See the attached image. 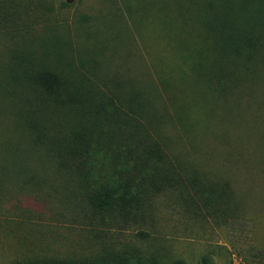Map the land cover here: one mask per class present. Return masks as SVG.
Wrapping results in <instances>:
<instances>
[{
    "label": "rangeland",
    "instance_id": "1",
    "mask_svg": "<svg viewBox=\"0 0 264 264\" xmlns=\"http://www.w3.org/2000/svg\"><path fill=\"white\" fill-rule=\"evenodd\" d=\"M14 10L29 16V30L0 33V166L9 168L0 171V264H264V47L251 78L228 60L234 81L209 85L191 70L220 59L207 28L249 24L264 0H0L2 16ZM29 52L126 111L124 94L142 92L150 141L175 171L229 191L207 197L172 181L153 192L144 183L100 208L90 196L126 178L113 155L119 138L106 126L85 132L89 155L64 166L71 134L90 126L55 110L11 64ZM27 121L48 132L49 153L22 129Z\"/></svg>",
    "mask_w": 264,
    "mask_h": 264
},
{
    "label": "trees",
    "instance_id": "2",
    "mask_svg": "<svg viewBox=\"0 0 264 264\" xmlns=\"http://www.w3.org/2000/svg\"><path fill=\"white\" fill-rule=\"evenodd\" d=\"M25 9H23V12ZM17 12H6L4 16L0 14V33L7 32L11 35H21L28 33L29 27L27 21L29 16L25 13L17 15ZM17 15V17L15 16ZM16 17V18H15ZM264 15L257 20L246 24L242 27H234L233 24L227 29L217 30L207 28L210 33H216L215 43L219 45L220 59L212 62L211 66L203 68L202 66L191 69L200 77L207 79L209 85L213 82L221 83L222 79L217 76H223L232 81L236 80L238 73L244 77H253L256 70V63L263 62L262 51L264 47ZM13 25V26H12ZM214 36V35H213ZM46 55V52H43ZM228 54V55H227ZM26 59L16 60L11 64L16 67L26 81H30L36 89L42 92L45 96L44 100L54 105L55 110L63 109L75 115L76 119H81L89 124L90 128H85L77 133L71 134V139L68 140L65 156L63 161L64 166L79 168L77 156L81 153L89 154L88 144L85 142L87 134L85 132H96L97 127L106 126L109 128L107 133L112 137H118L119 143L116 144L113 150V155L116 160H119L122 165L121 173H126V178L123 179L117 187L102 186L101 191H95L90 199L94 202H99L98 206L103 208L110 204L113 195L122 190L120 197H124L128 189L137 187L141 190V186L146 183L153 192L160 191L165 185L173 182H179L183 188L187 185L195 187L197 191L210 196L220 197L225 191H229V183L217 184L218 181L208 183L203 182L196 176H180L174 169V164L170 157L166 154L168 151L157 142L150 141V135L146 130V124L150 122V115L145 110L147 106L144 94L139 91L129 90L124 94L122 102L125 103L127 109L114 105L106 93L99 92L93 85L81 80H74L57 72L51 67L40 66L35 63L32 52H29ZM32 57V58H31ZM228 60L232 65L242 67L235 76V71L224 73L223 69ZM225 61V63H224ZM36 66V67H35ZM14 67L6 66L7 80L14 86L18 84L15 77ZM239 67V68H240ZM238 68V69H239ZM227 80V81H229ZM232 83V82H230ZM233 84V83H232ZM231 85L230 87H232ZM111 107V109H109ZM145 119V120H144ZM144 120V121H143ZM24 131L28 130L32 133V140L35 146L46 147L49 153V134L41 125L37 126L29 121L23 126ZM23 132V130H18ZM126 136L128 142L124 143L121 136ZM129 142L132 144L130 145ZM48 143V144H47ZM15 149H18L15 147ZM7 166H0V171L9 169ZM183 170V169H181ZM127 171H132V177ZM3 177H6L4 175ZM3 177L0 178V182ZM133 184L131 186L130 184ZM227 189V190H226ZM16 264H65L56 261H36V262H21ZM141 264V263H135ZM176 264H181L177 262Z\"/></svg>",
    "mask_w": 264,
    "mask_h": 264
}]
</instances>
